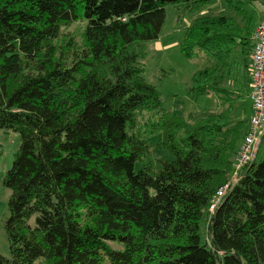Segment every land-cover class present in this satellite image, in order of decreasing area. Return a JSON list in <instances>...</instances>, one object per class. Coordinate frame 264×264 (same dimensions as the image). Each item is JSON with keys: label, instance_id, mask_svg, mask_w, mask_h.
I'll return each mask as SVG.
<instances>
[{"label": "trees", "instance_id": "obj_1", "mask_svg": "<svg viewBox=\"0 0 264 264\" xmlns=\"http://www.w3.org/2000/svg\"><path fill=\"white\" fill-rule=\"evenodd\" d=\"M257 1L231 4L244 28L218 15L184 29L181 54L207 57L191 99L218 107L189 124L162 109L142 61L167 6L195 13L205 1L0 0V131L20 140L2 181L0 264H264V160L209 213L247 132L233 112L247 96ZM75 23L79 44L61 32ZM155 133L171 159H153Z\"/></svg>", "mask_w": 264, "mask_h": 264}, {"label": "rangeland", "instance_id": "obj_2", "mask_svg": "<svg viewBox=\"0 0 264 264\" xmlns=\"http://www.w3.org/2000/svg\"><path fill=\"white\" fill-rule=\"evenodd\" d=\"M203 1H205L206 5L195 13H190L188 11V5H186V3H176L167 6L165 8V21L161 27L159 38L145 45L144 50L146 56L142 61L145 69L144 77L147 83L154 86L159 91L162 109L176 116L186 118L189 124L198 121L206 114L215 112L218 107H216L217 101L213 95L201 96L196 100L191 99L189 90L192 77L206 67L207 57L200 52H197L192 58H185L183 54H181L179 43L182 40L184 29L191 25L196 18L218 15L232 17L239 28L245 27V21L242 15L235 14L234 9L231 8V4L235 5L237 0ZM200 5L201 2L197 4V7ZM252 7L253 8H248V10L254 9L255 12H257L259 15L257 18L258 22L263 16L264 4L257 1L253 3ZM81 30V24L75 23L70 26L62 27L61 32L65 39L72 37L79 44ZM249 70L250 63L248 60L246 73H248ZM223 85L229 88L233 87L231 82L225 81ZM248 92L249 87L247 88V93ZM235 108L236 110L233 112V116L249 120L251 102L248 96L237 103ZM261 140L262 143L258 151L259 154L257 153L258 158L256 163L264 160V137ZM146 142L151 146V154L154 160H160L162 157L168 159L172 158V156L161 147V133L149 135L146 137ZM19 143L20 140L17 133L0 131V255L6 258L9 257V247L3 224L9 216L7 204L10 191L3 187L2 181L11 167L13 156L18 150ZM242 143L243 141H241L233 156V162ZM232 174L230 179L232 178ZM201 227H204V220L201 223ZM111 246L117 248L115 245Z\"/></svg>", "mask_w": 264, "mask_h": 264}, {"label": "built area", "instance_id": "obj_3", "mask_svg": "<svg viewBox=\"0 0 264 264\" xmlns=\"http://www.w3.org/2000/svg\"><path fill=\"white\" fill-rule=\"evenodd\" d=\"M250 85L248 97L251 114L248 131L233 162V174L229 182L222 186L211 201L212 213L230 188L239 180L241 170L256 159L264 134V17L256 25L251 35Z\"/></svg>", "mask_w": 264, "mask_h": 264}, {"label": "crops", "instance_id": "obj_4", "mask_svg": "<svg viewBox=\"0 0 264 264\" xmlns=\"http://www.w3.org/2000/svg\"><path fill=\"white\" fill-rule=\"evenodd\" d=\"M262 17H264V11H263V13H262ZM259 16V15H258ZM251 54V46H250V49H249V55ZM248 55V60H249V63H250V56ZM248 75H250V73H249V71H248ZM249 77V76H248ZM249 85H250V78H249ZM249 85H248V87H249ZM249 93V92H248ZM248 93H247V96H248ZM248 99H249V97H248ZM249 101H250V99H249ZM259 153V152H258ZM257 158V157H256Z\"/></svg>", "mask_w": 264, "mask_h": 264}]
</instances>
